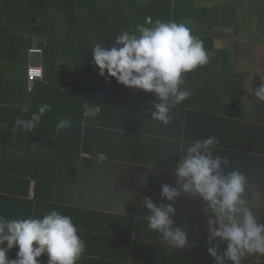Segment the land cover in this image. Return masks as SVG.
Masks as SVG:
<instances>
[{
    "label": "crops",
    "instance_id": "obj_1",
    "mask_svg": "<svg viewBox=\"0 0 264 264\" xmlns=\"http://www.w3.org/2000/svg\"><path fill=\"white\" fill-rule=\"evenodd\" d=\"M244 6L237 32L195 25L203 35L214 37L217 48L232 50L234 68L246 74L244 108H231L229 95L222 90L208 99L206 90L203 96L189 103L183 101L173 109L171 122L164 125L152 120L151 115L135 114L137 117L131 121L128 111L119 117L104 114L98 119L101 109L93 100L86 106L84 125L116 132L117 140H87L94 150L90 152L82 150L81 98L63 83L77 80L75 75L59 73L55 77L58 82L48 83L49 87L40 88L33 96L39 80L30 92L28 81L26 87L16 85L8 92L0 84V102L8 101L12 106L19 100L24 107L30 105L32 112L27 117L37 113L41 104L51 105V111L31 132L14 131L15 122H0V215L35 218L57 210L70 216L85 241V251L77 264H215L207 251L210 245L205 203L199 197L181 194L173 204L177 225L186 227L189 233L190 245L183 249L169 247L147 227L148 210L142 203L145 196L157 204L172 203L160 192L164 183L175 186L174 166L183 155L178 153L180 141L187 146L214 135L220 141L213 150L215 155L230 159L226 171L239 169L246 174V198L264 222V133L257 136L262 130L259 128L264 127V101L254 95L255 79L261 81L264 75V35L257 28L251 7L247 2ZM34 38L33 48L42 49L36 43L40 38ZM42 55L29 54L27 66L37 63L44 67ZM193 80L199 82L200 77L194 74ZM130 90L118 83L116 97L130 101ZM143 94L146 102L155 99L154 93ZM61 118L69 119L71 127L57 131ZM227 123L233 126L230 133L225 131ZM128 135L131 140H126ZM101 152L106 154L103 162L97 158ZM33 174L44 176L38 188ZM225 247L221 244L220 251ZM17 252L18 246L8 250V258L16 259ZM37 259L47 264L48 256L43 254ZM260 259L264 264V257ZM256 262L257 257L249 256L242 264Z\"/></svg>",
    "mask_w": 264,
    "mask_h": 264
},
{
    "label": "clouds",
    "instance_id": "obj_2",
    "mask_svg": "<svg viewBox=\"0 0 264 264\" xmlns=\"http://www.w3.org/2000/svg\"><path fill=\"white\" fill-rule=\"evenodd\" d=\"M146 25H151L146 26ZM93 63L105 79L115 78L126 87L155 94L151 119L167 125L172 110L185 101L190 90L183 88L185 74L209 62L210 56L203 41L192 34L184 23L175 21L153 22L147 17L145 24L116 36L112 46L96 44L92 49ZM254 95L264 101V75ZM31 86L28 91L30 92ZM30 105L23 111L28 112ZM51 111V105L41 104L30 119H16L13 130L31 132L41 117ZM57 131L71 127V121L61 118ZM220 141L216 136L197 139L187 146L180 141L181 158L174 166L175 186L164 183L160 195L172 203L157 204L151 197H143L148 210L147 227L158 233L162 242L174 249L190 245L186 227L176 223L173 206L181 194L199 197L206 215L207 248L215 264H242L249 257H264V222H261L246 198L247 176L239 169L227 170L228 157L215 155ZM99 162L106 159L98 153ZM215 241V245L213 242ZM6 243V246H5ZM225 244L223 252L220 245ZM17 258L10 260L8 250L17 247ZM85 251L72 218L57 210L42 217L6 218L0 215V264H41L38 257L47 254V264H77Z\"/></svg>",
    "mask_w": 264,
    "mask_h": 264
},
{
    "label": "trees",
    "instance_id": "obj_3",
    "mask_svg": "<svg viewBox=\"0 0 264 264\" xmlns=\"http://www.w3.org/2000/svg\"><path fill=\"white\" fill-rule=\"evenodd\" d=\"M246 2L256 15L259 32L264 35V0H0V84L7 92L16 85L26 87L29 50L38 36L40 40L36 43L42 47L45 76L43 81L35 83L32 96L40 88L49 87L48 83L58 82L55 77L59 73L75 75L77 80L68 79L63 83L66 88L75 89L81 98L82 150L94 152L87 140H117V137L116 132L84 125L86 106L93 100L101 109L98 119L105 115L119 117L128 111L127 118L134 121L137 115L150 117L148 109H155L152 103L144 101L143 90L129 88L133 92L130 101L116 97L118 82L99 74L98 66L92 62V49L96 44L110 48L117 35L134 29L137 24L144 25L146 18L151 17L153 22L159 19L186 24L209 53L206 65L185 74L182 87L191 92L186 99L188 103L203 96L206 90L208 99L222 90L229 95L231 108H244L246 74L234 68L232 50L217 48L214 37L203 35L195 25L209 29L226 27L237 32L242 25L240 12ZM194 74L200 77L199 82L193 80ZM254 83L256 89L261 81L255 79ZM9 103L0 102V122L30 118L27 114L32 108L24 112L19 100L13 101L12 106ZM225 120L229 121L227 117ZM232 128L227 123L226 133ZM259 129L262 130L257 136L264 133V127ZM130 137L126 136V140H131ZM33 178L38 188L44 176L33 174Z\"/></svg>",
    "mask_w": 264,
    "mask_h": 264
},
{
    "label": "built area",
    "instance_id": "obj_4",
    "mask_svg": "<svg viewBox=\"0 0 264 264\" xmlns=\"http://www.w3.org/2000/svg\"><path fill=\"white\" fill-rule=\"evenodd\" d=\"M42 49L40 48H31L29 50V54H42ZM44 78V67L42 64L37 63H30L27 68V81H28V88L31 86V89L33 88L34 83L37 80ZM98 110V108H97Z\"/></svg>",
    "mask_w": 264,
    "mask_h": 264
},
{
    "label": "rangeland",
    "instance_id": "obj_5",
    "mask_svg": "<svg viewBox=\"0 0 264 264\" xmlns=\"http://www.w3.org/2000/svg\"><path fill=\"white\" fill-rule=\"evenodd\" d=\"M5 46H7V44H4ZM246 52H248V49L246 50ZM43 54V53H42ZM34 56H36V54H34Z\"/></svg>",
    "mask_w": 264,
    "mask_h": 264
}]
</instances>
